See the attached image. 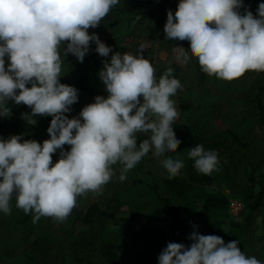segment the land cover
Returning a JSON list of instances; mask_svg holds the SVG:
<instances>
[{
	"label": "clouds",
	"instance_id": "clouds-1",
	"mask_svg": "<svg viewBox=\"0 0 264 264\" xmlns=\"http://www.w3.org/2000/svg\"><path fill=\"white\" fill-rule=\"evenodd\" d=\"M120 0H0V117L11 114L8 101L23 104L22 114L34 125L35 116H51L49 139L38 143L21 135L0 139V211L16 207L41 216L65 220L77 197L99 193L114 175L113 165H123L119 179L154 148L156 157L175 152L181 141L173 125L178 111L171 97L181 88L169 67L157 81L155 68L142 54L116 52L103 63L98 75L107 97L96 96L82 108L79 118L65 113L78 100V90L60 82L61 49L83 62L91 43L102 57L112 51L96 28ZM242 0H179L173 15L167 13L166 39L188 41L202 71L232 80L246 71H264V3L257 16L238 9ZM258 17V18H257ZM176 61L187 64L188 52L177 46ZM5 57L8 64L5 65ZM30 85V86H28ZM142 98V100H141ZM158 117L152 120L151 117ZM151 133L137 145L138 133ZM69 145L68 151L63 150ZM60 150V158L52 156ZM195 169L205 175L217 171L218 154L197 144L188 152ZM169 179L179 175L184 162L163 160ZM193 227H196L195 225ZM192 243L169 242L158 264H261L222 237L193 232Z\"/></svg>",
	"mask_w": 264,
	"mask_h": 264
},
{
	"label": "rangeland",
	"instance_id": "rangeland-1",
	"mask_svg": "<svg viewBox=\"0 0 264 264\" xmlns=\"http://www.w3.org/2000/svg\"><path fill=\"white\" fill-rule=\"evenodd\" d=\"M178 3L179 0H120L101 20L99 26L88 29L90 35L95 33L106 46L111 47L108 57L100 56L95 51V43H91L83 62H79L71 54L64 56L63 48L66 45H62L60 82L78 90L77 102L65 113L69 119L79 118L82 108L93 103L96 96L107 97L105 85L98 73L103 68V63L110 61L111 55L116 52L134 56L142 54L155 68L157 81L164 71L169 67L173 68L172 77L181 83L177 94L171 97L179 114L173 129L181 143L175 152L167 151L160 157L153 154L155 149L152 148L141 159V170L132 168L125 174L126 179L123 181L119 179L123 165L118 162L112 166L114 175L110 182L99 193L89 192L77 197L76 206L65 220H51L56 228L68 229L70 220L83 213L94 202L118 216H127L133 211L149 213L161 209L162 212L155 219L147 221L140 217L126 228L124 248L117 256V264H158L160 253L169 242L182 243L188 247L192 243L188 237L193 232L213 235L200 221L191 220L180 212L172 214L164 211L170 208L167 203L171 204L172 198L165 183L169 175L162 162L171 157L184 162L181 176L187 183L185 195L197 206L207 193H222L228 198L243 200L246 210L238 218L216 216L218 236L222 237L225 244L240 236V250L264 264V128L255 127L251 124L253 121L248 120L249 115L254 113L251 99L259 86H264V71L248 70L241 77L230 81L203 73L198 59L190 52L188 41L166 39L164 25L167 13L171 11L174 15ZM260 3H264V0H242L243 6L238 11L243 15L248 10L256 17ZM177 46L188 52L187 64L176 61ZM7 64L5 57L6 67ZM7 103L11 114L7 118L0 117V139L6 140L12 135H21L22 140H35L38 143L49 139V125L44 124L40 116L33 117L36 123L30 125L22 118V114H31L29 107L17 105L11 100ZM151 119L156 120L158 117L153 116ZM182 124L190 127L194 142L186 138ZM230 129L248 146L243 147L233 140L227 132ZM150 135V132L138 133L137 145ZM197 144L203 145L205 151L212 150L218 154V170L210 175L198 172L194 167V160L188 156L190 148ZM69 149V145L63 146L64 151ZM59 158L58 149L52 156L53 163ZM187 164H191L194 174L203 180L191 181ZM140 179L155 183L160 196H168L169 202L154 196ZM262 191L261 207L252 212L247 220L249 205L253 204ZM248 194L253 197H248ZM177 205V202L172 201L173 207L176 208ZM10 207V214L0 211V264H69L65 255L67 251L63 249L61 242L43 236L44 230L48 229L46 221L40 218L33 223L34 213L25 214L22 209L17 208L15 194ZM231 222L238 227H232ZM80 228L77 227L74 234ZM106 230L113 233L120 228L103 221V226L83 231L86 233L83 237L84 244L91 243L95 248L98 247ZM63 233L57 231L54 234L63 240ZM39 236L42 241L38 247L34 243ZM15 251H27L33 258L16 256L9 261L8 256ZM85 252L87 251L83 253ZM91 259L94 263H100L99 259L92 256ZM86 261L87 258L82 260L84 264Z\"/></svg>",
	"mask_w": 264,
	"mask_h": 264
},
{
	"label": "trees",
	"instance_id": "trees-1",
	"mask_svg": "<svg viewBox=\"0 0 264 264\" xmlns=\"http://www.w3.org/2000/svg\"><path fill=\"white\" fill-rule=\"evenodd\" d=\"M163 73L161 75H163ZM82 89L83 87H81V90ZM251 101L254 105V113L253 115H249L248 120L250 122L252 120L253 122L251 124H253L255 127L258 126L259 128H264V86H259V88L254 93ZM40 118L44 124H50L51 118L49 116H40ZM182 127L184 128L186 138L188 137L192 142H194L190 127L186 124H182ZM227 132L239 145L243 147L248 146V143L241 141L239 136L233 130L230 129ZM135 168L138 171L141 170L140 162L136 164ZM182 169L180 170L178 176L171 179L168 178L165 182L167 186V192L172 198L171 204L169 202L168 196H160L158 187L155 183L145 182L141 179L140 182L145 184L150 189L151 193L154 194V196H156L158 199H163L166 200V202H169L167 203V205L168 207L170 206V208L164 209L165 212H169L172 214L180 212L191 220L200 221L207 227L211 234L218 236V225L215 224V221L218 222V220H216V216H223L225 219L229 217L226 210L228 196L222 193H207L204 195L202 203L197 206L185 195L187 183L181 176ZM186 169L191 181L197 180V182H199L203 180L201 177L194 174L191 164H187ZM248 195V197H253L251 194ZM262 200L263 191L256 196L253 204L249 205V217H247V220H249L252 212L257 211V209L261 207ZM172 201L178 203L176 208L172 206ZM241 201L243 202V200ZM244 210H246L245 204ZM161 212V209H155L149 213L133 211L127 216H118L113 212L101 208L96 202H94L89 204L83 213H80L77 217L70 220L67 227L68 229L56 228L51 220L52 217L41 216L40 218H42L48 224V229L44 230L43 236L61 242V244L63 245V249H66L67 251L65 252V255L69 259V264H84L82 262L84 258H87L85 264H92L93 261L91 259V256L94 259L100 260V263L93 262L94 264H117L118 253L121 252L124 248V234L126 233V228L130 225H133L140 217L145 218L147 221H151L155 219V217H157ZM224 218L221 219V221H223ZM103 221L107 222V224H115L118 228H120V230H115L113 233H109L111 231L106 230L103 234V236L105 237H103L101 244L96 248L92 246L91 243L85 245L83 237L86 233H84L83 231L86 229H93L94 227L97 228V226H103ZM221 221H219L218 224H220ZM230 224L232 225V227H238L237 224H234L232 222ZM79 226L81 228L78 230L77 234H74L76 228ZM57 231L62 233L64 232L62 234L63 240H61L57 235L54 234ZM235 238V240L239 241L241 237L237 236ZM41 239L42 238H40V236L37 237L34 244L39 247L41 245ZM78 239L79 241H77ZM84 251L87 252L83 253ZM16 256H25L28 259L33 258L32 255L27 251H15L8 256L9 261Z\"/></svg>",
	"mask_w": 264,
	"mask_h": 264
},
{
	"label": "built area",
	"instance_id": "built-area-1",
	"mask_svg": "<svg viewBox=\"0 0 264 264\" xmlns=\"http://www.w3.org/2000/svg\"><path fill=\"white\" fill-rule=\"evenodd\" d=\"M226 210L230 218H238L244 212V203L238 198L230 197Z\"/></svg>",
	"mask_w": 264,
	"mask_h": 264
}]
</instances>
